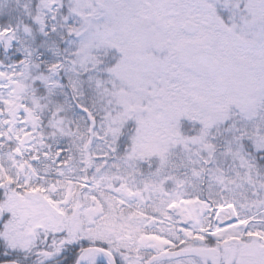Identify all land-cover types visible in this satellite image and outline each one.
I'll return each instance as SVG.
<instances>
[{
  "label": "snow or ice",
  "instance_id": "6c2138e0",
  "mask_svg": "<svg viewBox=\"0 0 264 264\" xmlns=\"http://www.w3.org/2000/svg\"><path fill=\"white\" fill-rule=\"evenodd\" d=\"M0 264H264V0H0Z\"/></svg>",
  "mask_w": 264,
  "mask_h": 264
}]
</instances>
